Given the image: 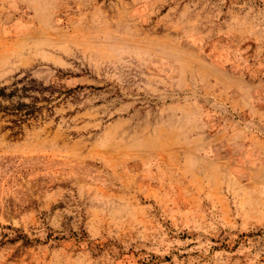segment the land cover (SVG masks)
Listing matches in <instances>:
<instances>
[{
    "label": "rangeland",
    "instance_id": "374dc122",
    "mask_svg": "<svg viewBox=\"0 0 264 264\" xmlns=\"http://www.w3.org/2000/svg\"><path fill=\"white\" fill-rule=\"evenodd\" d=\"M23 72L70 91L0 122V264H264V0H0Z\"/></svg>",
    "mask_w": 264,
    "mask_h": 264
},
{
    "label": "trees",
    "instance_id": "16d2710c",
    "mask_svg": "<svg viewBox=\"0 0 264 264\" xmlns=\"http://www.w3.org/2000/svg\"><path fill=\"white\" fill-rule=\"evenodd\" d=\"M251 1L262 8V0ZM69 91L56 84H45L30 72L17 74L11 83L0 85V122L6 123L3 128L13 135L22 134L25 127L53 116L56 104Z\"/></svg>",
    "mask_w": 264,
    "mask_h": 264
}]
</instances>
